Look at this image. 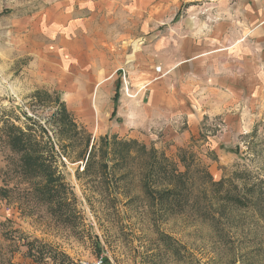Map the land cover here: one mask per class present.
Returning a JSON list of instances; mask_svg holds the SVG:
<instances>
[{
	"label": "rangeland",
	"instance_id": "obj_1",
	"mask_svg": "<svg viewBox=\"0 0 264 264\" xmlns=\"http://www.w3.org/2000/svg\"><path fill=\"white\" fill-rule=\"evenodd\" d=\"M2 115L36 124L67 204L0 139V264H264V203L211 184H264V0H0ZM151 149L190 170L184 208L152 209Z\"/></svg>",
	"mask_w": 264,
	"mask_h": 264
},
{
	"label": "trees",
	"instance_id": "obj_2",
	"mask_svg": "<svg viewBox=\"0 0 264 264\" xmlns=\"http://www.w3.org/2000/svg\"><path fill=\"white\" fill-rule=\"evenodd\" d=\"M116 103L117 98L115 97L114 114L117 111ZM62 114L66 115V112L62 111ZM33 128H37L34 122L26 126V131V129H22L7 121L3 115L0 116V139H5L11 150L21 156L22 166L25 171L34 176H44L46 180L44 187L41 189L42 198H45L50 204L59 202V210L64 211L62 208L67 204L65 193L67 192V187L62 184V177L57 174L54 162L49 160L53 148L49 146V143L42 144L44 139L41 136L39 137ZM112 138V142L107 137L102 140L104 147L112 151L115 146H135L136 156L146 151L143 146H139L135 141L119 142L117 137L114 136ZM115 153L117 160H112L114 167L117 168L120 164L127 163L126 157L123 156L124 154L118 155L117 151ZM146 158L148 172L144 175V187L152 200V209L158 213L161 211L172 213L176 207L184 208V204L188 203L189 192L187 193L185 185H187L186 183L189 180L190 170L186 169L184 173L179 172L175 164L155 149H151ZM95 160L96 151L93 147L84 170L85 172H91L93 165H95ZM181 162L185 163V158L184 160L181 159ZM102 167L106 171L108 165L103 164ZM157 180L163 181V188L160 190L154 188L153 192L152 186L154 183L156 184ZM211 184L214 187V197H218L219 202L233 205L237 209L248 210L256 208L259 203H264L263 182L253 183L251 177L246 173L236 174L231 179H222L219 182H211ZM43 254L42 248H38L37 251L32 248L28 250L27 255L36 262L43 263Z\"/></svg>",
	"mask_w": 264,
	"mask_h": 264
},
{
	"label": "built area",
	"instance_id": "obj_3",
	"mask_svg": "<svg viewBox=\"0 0 264 264\" xmlns=\"http://www.w3.org/2000/svg\"><path fill=\"white\" fill-rule=\"evenodd\" d=\"M83 264H108L106 258L103 256H99L94 262L92 263H83Z\"/></svg>",
	"mask_w": 264,
	"mask_h": 264
}]
</instances>
